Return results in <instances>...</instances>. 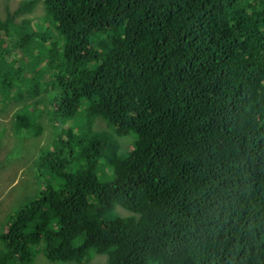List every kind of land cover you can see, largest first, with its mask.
I'll use <instances>...</instances> for the list:
<instances>
[{
    "label": "trees",
    "instance_id": "trees-1",
    "mask_svg": "<svg viewBox=\"0 0 264 264\" xmlns=\"http://www.w3.org/2000/svg\"><path fill=\"white\" fill-rule=\"evenodd\" d=\"M42 1L45 35L14 22L39 0L0 21V116L15 107L21 151L42 133L45 110L14 95L29 67L7 52L38 50L31 80L54 79L58 138L36 162L63 184L46 175L16 204L0 264H32L39 247L66 263L94 250L106 264H264V0ZM85 102V133H59Z\"/></svg>",
    "mask_w": 264,
    "mask_h": 264
},
{
    "label": "rangeland",
    "instance_id": "rangeland-1",
    "mask_svg": "<svg viewBox=\"0 0 264 264\" xmlns=\"http://www.w3.org/2000/svg\"><path fill=\"white\" fill-rule=\"evenodd\" d=\"M25 1L26 0H0V21L6 22L9 17L11 18L12 13L18 9L21 3ZM24 18H31L34 24L36 23L34 25L36 32H40L43 35H45L46 32L42 31H45L47 27L43 23L44 20H48L49 23H52L46 15L43 2L36 6L33 13H22L18 15L15 18V22L19 23ZM37 19H39L38 22H36ZM53 26L55 25L53 24ZM3 37L4 40L7 41L5 34ZM4 40L3 46L5 45ZM32 50L33 53L30 58L25 57L20 51L13 52V50H9L10 54L12 55L11 60L15 61L16 66H20L25 63V70L29 67L28 74L21 76V84H19L14 95L21 94L24 96V98L30 99L29 104L32 106L35 101H38L35 107L45 110V114L49 118V109L51 105L56 102L57 90L54 84L53 86L50 85L52 86L51 88L47 87L48 82L52 81L53 83V77H39L37 82L31 80L35 72L38 71L35 61L40 63L39 69L41 67L44 68L47 66V60L45 58L41 59L40 61L37 60L38 50H35L34 48H32ZM59 50L62 52L61 48H59ZM31 65L33 68H31ZM18 89H21L22 91ZM36 89L38 90V93ZM29 92H34L38 96L31 98L29 96ZM87 107L88 102H85L77 117L66 120L65 122L59 120V126L61 128L59 133H64V130L68 129L69 127L74 129V132L78 134H81V131L85 133L84 128L86 126V119L84 112ZM15 111L16 109L14 106L8 105L5 114L0 116V128L4 127L5 129V136L2 138L3 140L0 141V231L3 230L4 225H6V217L14 212V209L17 207L16 204L20 201L25 202L33 196H37L40 191L39 186L41 185L42 187V185L47 182V179L52 183L53 187H57L60 184V180L58 178H54L47 171L40 169L39 162H36L40 156L48 152V150L54 148V141L58 137V131L55 130L54 122L51 123L47 117L41 118V123L43 125L42 133L37 138H32L31 142H29L31 143L30 146L26 150L21 151V145H17L16 142L18 136L14 132L13 114ZM97 118L94 122V130H106V122L103 119ZM130 138L135 139L133 135L120 138L122 149L125 148V145L122 143V141L128 142L130 141ZM21 139H24V136H22ZM18 146L19 150H17ZM128 147L129 145L127 148ZM13 152L16 154L15 157H11ZM46 175L47 179L45 178ZM117 211L122 216L128 214L126 211L120 208H118ZM39 250L42 252H38L34 255L32 264H106L108 261V257L106 255H99L94 250H92L93 252L90 255V258L85 261H74L68 263L53 262L45 255L42 247H39L38 251Z\"/></svg>",
    "mask_w": 264,
    "mask_h": 264
},
{
    "label": "clouds",
    "instance_id": "clouds-1",
    "mask_svg": "<svg viewBox=\"0 0 264 264\" xmlns=\"http://www.w3.org/2000/svg\"><path fill=\"white\" fill-rule=\"evenodd\" d=\"M41 2H43L42 0H39V2H38V4L37 5H39ZM44 6H45V4H44ZM36 8V7H35ZM35 8H34V10H35ZM34 10H33V12H34ZM32 12V13H33ZM31 14V13H30ZM29 19H31V18H29ZM16 20V19H15ZM15 22V21H14ZM16 23V22H15ZM36 24V23H35ZM34 22L32 23V25H30V27H32V29L34 30V31H36L35 29H34ZM9 27L11 26V25H8ZM42 32H45V31H42ZM38 33V32H37ZM3 35H4V32H2V33H0V40H4V37H3ZM4 42H5V45L3 46V44H2V46L1 47H3V49H5V48H7L8 47V45H7V42L4 40ZM36 50V49H35ZM2 51H4L5 52V50H2ZM2 51L0 52V53H2ZM15 50H13V52H14ZM7 52H9V50H7ZM10 53V52H9ZM35 63H36V65L37 66H39L40 65V63L38 62L37 63V61H35ZM9 64H10V66H11V68L14 70V72H15V61L14 60H10L9 61ZM19 67V66H18ZM18 90H20V91H22L21 89H18ZM43 92V91H42ZM33 94H35V93H33ZM29 95H30V92H29ZM36 96L35 97H37L38 95L37 94H35ZM35 105L37 104L36 102L34 103ZM58 138V137H57ZM57 138L55 139V141H54V148H52L51 150H48V151H54L55 150V142L57 141ZM43 156V155H42ZM42 156H40V158L42 157ZM39 168H40V165H39ZM41 169V168H40ZM63 184V181L62 180H60V184L57 186V187H53L54 189H58L61 185ZM40 187V191H42L43 189H45V183H44V185H42V187H41V185L39 186ZM40 191H39V193H40ZM38 193V194H39ZM38 196V195H37ZM118 208H120V209H122V210H124V211H126L128 214L127 215H125V216H128V215H130L131 213L130 212H128V210H126L125 208H123V207H121V206H117L116 207V213L117 214H119L118 213V211H117V209ZM120 216H122L121 214H119ZM96 252V251H95ZM97 253V252H96ZM98 254V253H97ZM99 255H106L105 253L104 254H99ZM107 257H108V260H109V255L107 254L106 255ZM82 261H85V260H82ZM105 261H106V259H105ZM62 263H66V262H62ZM107 263H108V261H107Z\"/></svg>",
    "mask_w": 264,
    "mask_h": 264
}]
</instances>
